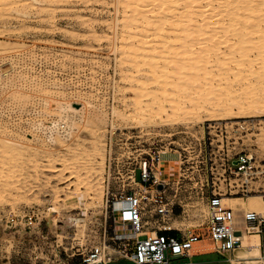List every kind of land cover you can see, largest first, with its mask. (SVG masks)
I'll return each instance as SVG.
<instances>
[{
    "label": "rangeland",
    "instance_id": "obj_1",
    "mask_svg": "<svg viewBox=\"0 0 264 264\" xmlns=\"http://www.w3.org/2000/svg\"><path fill=\"white\" fill-rule=\"evenodd\" d=\"M173 1L171 10L189 13L182 0L165 5ZM137 3L0 0V264H81L104 240L130 247L114 235L124 229L113 223L112 203L142 188L140 165L157 151L172 204L165 216L146 206L148 234L163 225L202 232L206 197L241 176L224 170L226 157L252 153V170L264 171V22L228 31L215 24L227 40L195 82L191 70L172 75L149 62L178 45L183 22L140 24ZM212 8L221 9L219 0L201 3L195 26ZM68 104L78 109L69 111L72 128ZM262 173L253 178L259 188L227 195L264 205ZM210 249L203 237L190 257L168 254L170 264H233L247 252L238 247L228 260ZM260 249L264 256L262 239Z\"/></svg>",
    "mask_w": 264,
    "mask_h": 264
},
{
    "label": "built area",
    "instance_id": "obj_2",
    "mask_svg": "<svg viewBox=\"0 0 264 264\" xmlns=\"http://www.w3.org/2000/svg\"><path fill=\"white\" fill-rule=\"evenodd\" d=\"M240 126L243 127L242 124ZM161 159L159 151L145 158L139 169L142 188L129 190L120 195L119 199L125 201L122 207L114 208V201L112 203L113 223L122 225L124 229L123 232L114 230V235L118 239L131 241L130 247H125L124 251L116 250L104 240L87 253L84 263L81 264H107L114 258L115 251H119L120 257H126L132 264H170L168 254L190 257L195 244L203 240V237H206L211 246L210 250L226 256L227 259L236 248L242 246L243 233H258L264 245V213L246 209L241 213L240 223L235 208L222 202L223 192L220 191H211L206 197L207 210L202 232L188 228L170 232L172 227L163 225L158 227V230L155 229L154 234H148L144 230L146 206L150 204L152 216H165L171 210L172 203L166 194L167 179L160 177ZM252 159H254L253 154L245 151L224 159L227 163L224 170L228 169L229 172L241 175L234 182L226 183L224 193L247 194L259 188L253 178H257L264 171L252 170ZM254 172L258 173L255 175ZM234 187L235 189H232ZM259 190L264 197V188ZM124 232H129L130 235H125Z\"/></svg>",
    "mask_w": 264,
    "mask_h": 264
},
{
    "label": "bare ground",
    "instance_id": "obj_3",
    "mask_svg": "<svg viewBox=\"0 0 264 264\" xmlns=\"http://www.w3.org/2000/svg\"><path fill=\"white\" fill-rule=\"evenodd\" d=\"M144 1L146 2V0H139V3H137L136 6L132 9V12L136 13L133 19L138 20L140 24H149L153 21L158 23H165L172 18H176L177 20L183 22V24L180 25V28L182 29V34L176 37V42H179L178 45H176L177 47L175 46L173 50L169 49L167 51L160 52L159 59H162L161 61H155L154 59H151L149 62L153 65L159 64V66L161 67L169 66L172 75L177 74V72L186 73L187 70H191V73L193 74L192 80L194 81L198 78L199 72L208 68L211 64V58L214 55L213 51L218 50L221 43H225L227 40L222 35L219 36L218 31L213 30V28L215 29V24L222 22V29L224 31H228L235 24L243 26L249 21L252 22L257 20L258 17L260 18L258 24H260V21L264 22V18H262V12L264 11V0H219L221 9L216 10L215 8H212L211 12L204 17V23L196 26L194 16L199 12L198 7L201 5L202 2H204V4L206 5H211L212 0H182L184 1L183 8H190L189 6H191L189 13L188 10L184 9L181 11L179 9L171 10V7H174L177 1H173V3H169V5H165V1L168 0H153L149 3H144ZM194 2L196 3V5H193ZM146 12L150 13L149 17L146 15ZM158 13H160L161 15L157 16ZM132 25H130L129 28L132 29ZM197 44H199L200 47L198 48V52L196 53L194 47ZM245 62L251 64L253 61L251 59H247L243 60L241 63ZM67 110L68 115L66 117V120L64 121L69 128H72L75 125V119L73 117V113L69 114V111L75 112L78 111V109L72 107L71 104H68ZM230 116L232 118H237L238 116H240V113L235 110ZM85 118L86 117H84V119ZM221 194L222 202L229 203L235 209L236 205L240 204V207H238L236 210L244 211L246 209H254L258 212L264 213V205L260 206L248 202L241 204L239 201L242 200V197L232 198L229 197L226 193ZM252 198L258 199L259 196H253ZM118 201L124 200L121 199ZM117 202L115 203L114 201V208H120L117 206ZM123 203H125V201ZM238 220H240V218H238ZM239 222L241 223L242 219ZM124 233L125 235H130L128 234L129 232ZM198 243L195 244L194 248ZM260 243L261 238L258 233H243L242 246L247 247V252H245L240 257H232L231 261L233 262V264H243L241 261H239L240 259L237 260L238 258L242 257L246 258V264H256V262L260 259L264 261V256L262 255L260 249Z\"/></svg>",
    "mask_w": 264,
    "mask_h": 264
},
{
    "label": "crops",
    "instance_id": "obj_4",
    "mask_svg": "<svg viewBox=\"0 0 264 264\" xmlns=\"http://www.w3.org/2000/svg\"><path fill=\"white\" fill-rule=\"evenodd\" d=\"M202 248H205L204 246H200L198 245V248L196 249V251H202ZM207 250V249H206ZM205 251V250H204ZM122 260H125L124 258H121V257H114L109 263L107 264H111V262H114L113 264H122V263H119L120 261Z\"/></svg>",
    "mask_w": 264,
    "mask_h": 264
},
{
    "label": "trees",
    "instance_id": "obj_5",
    "mask_svg": "<svg viewBox=\"0 0 264 264\" xmlns=\"http://www.w3.org/2000/svg\"><path fill=\"white\" fill-rule=\"evenodd\" d=\"M173 232H176V231H173Z\"/></svg>",
    "mask_w": 264,
    "mask_h": 264
}]
</instances>
